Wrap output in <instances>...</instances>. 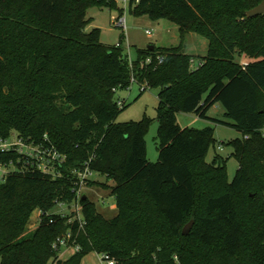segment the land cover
Returning <instances> with one entry per match:
<instances>
[{
    "label": "trees",
    "instance_id": "obj_1",
    "mask_svg": "<svg viewBox=\"0 0 264 264\" xmlns=\"http://www.w3.org/2000/svg\"><path fill=\"white\" fill-rule=\"evenodd\" d=\"M118 1L0 0V138L17 134L61 157L47 172L0 150V165L15 166L0 182V264H82L93 252L116 264H264V14L247 16L262 0H128L132 15L169 20L181 38L178 47L138 50L132 66L122 45L87 30L90 8L123 13ZM190 33L208 41L198 68L185 50ZM133 78L160 90L155 163L152 120L117 122L128 107L117 93ZM216 105L241 133L225 144L239 164L233 181L229 158L207 162L215 129L177 122L178 113L209 119ZM86 167L114 182L103 186L116 198L115 218L78 198ZM73 203L80 218L53 213ZM68 232L81 249L60 260L53 244Z\"/></svg>",
    "mask_w": 264,
    "mask_h": 264
},
{
    "label": "rangeland",
    "instance_id": "obj_2",
    "mask_svg": "<svg viewBox=\"0 0 264 264\" xmlns=\"http://www.w3.org/2000/svg\"><path fill=\"white\" fill-rule=\"evenodd\" d=\"M118 7L123 10H110L107 7H92L88 10L87 18L91 20V24L87 28L88 31L99 28L101 29V43L107 46H117L121 44L130 54V60L133 62L137 58L138 50L148 49L150 46L158 48L178 47L181 43L180 31L178 25L163 19L153 20L149 16H134L129 11L128 0L118 1ZM125 17L127 20V29L114 25L112 19ZM186 53L194 56L195 61L206 56L208 52V41L201 36L190 33L185 39ZM237 61L241 64L248 63L244 56L237 57ZM159 89L147 88L142 92L139 84H135L130 89L121 90L117 93V99L127 102L128 107L117 118L118 123H126L130 121H141L144 117L152 120L149 130L146 135L147 156L150 162H157L159 159L158 152V130L159 121L158 106ZM209 119H202L195 114H177V122L183 129H205L212 127L215 129V139L217 141L215 148L211 147L207 155V162L211 163L216 154L221 155L227 161V172L229 181H233L239 169L238 161L231 157L233 150L225 144L241 137V133L231 127L233 121L225 116V109L221 105L218 108H212L208 113ZM16 135V134H15ZM1 150V149H0ZM14 165H4L0 170V182L3 180V171L10 172L14 170ZM1 168V167H0ZM89 180L97 182L93 186H88V183L83 187L79 194V199L87 196L96 204L98 212L106 219L111 220L118 215L117 201L112 195L111 189L105 188L103 185L113 187L115 184L101 174H93ZM74 212L81 214V206L78 203H73L70 206H62L59 204L53 213H61L70 215ZM40 211H35L30 219L29 230L25 236H30L39 223ZM190 223V222H189ZM73 251V250H72ZM67 248H62V253L70 252ZM83 264H106L101 255L97 253L88 254Z\"/></svg>",
    "mask_w": 264,
    "mask_h": 264
},
{
    "label": "built area",
    "instance_id": "obj_3",
    "mask_svg": "<svg viewBox=\"0 0 264 264\" xmlns=\"http://www.w3.org/2000/svg\"><path fill=\"white\" fill-rule=\"evenodd\" d=\"M125 2L127 0H124ZM114 20V25L117 27L122 28L124 31L127 29V20L125 17H120V18H112ZM121 44H118L117 46L119 47ZM150 62V60H148ZM130 64L132 66V61L130 60ZM202 64L201 62L197 63L196 61H192V67L193 68H198ZM248 63H244L243 66L246 67ZM138 84L135 78L132 79V86ZM131 86V88H132ZM130 89V88H129ZM140 89L142 92L147 90V85H140ZM126 101L124 100H119V106H124ZM0 149L2 152H10V151H16L22 156L26 157L27 159H33V164L34 166H37L38 169L42 171H50L49 165L52 164L51 162L57 161L61 157L56 153V152H51L50 150L44 149L42 146H37L33 143H28L25 141L23 138H20L17 134L13 135L9 139H3L0 138ZM64 159H61L60 161H63ZM0 170L3 169L4 165H0ZM9 173V172H8ZM7 172L3 171V176L5 177ZM94 173L91 172L89 167H86L84 171H80L78 176H79V189L77 191V196L79 198V194L83 187L88 183V180ZM3 177V178H4ZM65 206V205H62ZM41 216V213H40ZM39 216V219H40ZM78 218L81 217V214L77 215ZM53 248L57 250L60 254L62 251V248H67V249H74L75 252L80 251V246L75 245L72 241V233L68 232L65 236L59 237L55 243L53 244ZM103 261L106 264H116V261L112 258H110L108 255H101Z\"/></svg>",
    "mask_w": 264,
    "mask_h": 264
},
{
    "label": "water",
    "instance_id": "obj_4",
    "mask_svg": "<svg viewBox=\"0 0 264 264\" xmlns=\"http://www.w3.org/2000/svg\"><path fill=\"white\" fill-rule=\"evenodd\" d=\"M264 14V0L256 6L255 8L251 9L247 12V16L250 18L260 16ZM150 49H154V46H150ZM83 199H86V196L83 197ZM194 221H191L185 228L183 229V234L188 235L193 227Z\"/></svg>",
    "mask_w": 264,
    "mask_h": 264
},
{
    "label": "crops",
    "instance_id": "obj_5",
    "mask_svg": "<svg viewBox=\"0 0 264 264\" xmlns=\"http://www.w3.org/2000/svg\"><path fill=\"white\" fill-rule=\"evenodd\" d=\"M198 61H201L200 59L198 60ZM213 108H218V105H216V106H214ZM70 251H72L73 253H70V252H64V253H62V251L60 252V254H59V258H60V260H67V259H69L72 255H74V253H75V250L74 249H69ZM85 259V258H84ZM84 259H83V261H84ZM83 261H82V264H83Z\"/></svg>",
    "mask_w": 264,
    "mask_h": 264
}]
</instances>
